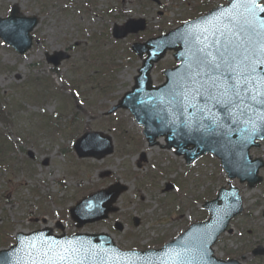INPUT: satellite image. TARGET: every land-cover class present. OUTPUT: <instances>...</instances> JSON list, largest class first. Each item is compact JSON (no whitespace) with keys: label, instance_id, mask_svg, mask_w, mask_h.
Instances as JSON below:
<instances>
[{"label":"rangeland","instance_id":"rangeland-1","mask_svg":"<svg viewBox=\"0 0 264 264\" xmlns=\"http://www.w3.org/2000/svg\"><path fill=\"white\" fill-rule=\"evenodd\" d=\"M158 1L0 0L1 18L12 6L37 18L32 45L23 55L0 41V131L13 143L0 165V249L13 242L17 231L46 226L55 234L60 228L69 235L104 232L121 249L159 248L206 217L200 204L227 180L219 162L205 155L186 165L172 151L147 146L127 110L105 114L133 84L140 59L129 45L137 37L145 41L196 17L204 3L225 2ZM137 18L146 21L142 32L111 37L114 26ZM60 51L68 59L57 67L45 62V54ZM174 65L167 53L154 65L152 82H163L162 70ZM87 130L108 136L112 153L78 158L72 145ZM249 153L264 161V140ZM258 173L261 182L253 188L231 180L241 191L243 210L230 221L231 233L218 238L217 257L264 264V255L251 254L256 246L264 247V166ZM116 184L124 189L111 219L75 227L69 209Z\"/></svg>","mask_w":264,"mask_h":264},{"label":"water","instance_id":"water-1","mask_svg":"<svg viewBox=\"0 0 264 264\" xmlns=\"http://www.w3.org/2000/svg\"><path fill=\"white\" fill-rule=\"evenodd\" d=\"M229 1V5L218 7L166 35L133 44L131 49L139 57L146 53V57L131 91L108 113L117 108L129 109L143 125L150 145L156 137L165 136L166 148H174L175 154L183 155L186 163L211 153L220 160L228 178H237L253 187L261 180L257 172L264 164L260 158L252 160L248 151L258 146L255 139L264 138V104L257 102L264 99V95L257 96L256 101L252 96L258 92L264 94L261 79L264 65L257 67L255 74L248 73L247 69L264 60L261 27L264 12L252 8L242 23L237 18L239 8L231 6L236 0ZM36 23L35 18L23 17L12 7L10 15L0 19V38L22 54L31 46L29 32ZM241 25L255 34L237 35L236 30ZM143 29V20H130L123 28H114L112 35L122 38ZM167 49L175 51L174 57L180 63L163 72L162 85L152 87L149 71ZM67 58L65 53L59 52L47 56L46 61L56 66ZM215 63H219L220 68L212 70L209 65ZM230 71L231 79L228 78ZM93 143L97 144V151H88L86 145ZM74 148L79 157L101 158L112 151L109 139L99 133L84 134ZM227 184V189L220 187L213 200L202 204L209 215L205 222L191 225L159 251L121 252L104 234L58 238L52 235L51 229L43 228L27 234L17 233L15 244L0 250V264H238L234 260H216L210 250L229 220L242 210L238 190ZM123 189L111 186L78 203L71 213L77 226L103 219L114 211L110 205ZM103 194L107 197L96 213L82 217V210ZM252 253L261 254L264 250L256 248Z\"/></svg>","mask_w":264,"mask_h":264},{"label":"snow or ice","instance_id":"snow-or-ice-1","mask_svg":"<svg viewBox=\"0 0 264 264\" xmlns=\"http://www.w3.org/2000/svg\"><path fill=\"white\" fill-rule=\"evenodd\" d=\"M245 7H248V5H245ZM256 7H258V5H256L255 2H254V0H253V2H252V4H251V8H256ZM249 10L251 11V9H249ZM260 11H261V12H264V7H261V8H260ZM252 14L254 15V13H252ZM249 26H251L250 22H249ZM221 59H222V60L224 59L223 54H221ZM262 65H264V60H259V61H257L256 65H252V66H250V67L247 69V72L250 73V74H255V73L257 72V67H260V66H262ZM209 67H210L212 70H217V69L220 68V64H219V63L210 64ZM232 71H234V70H232ZM261 71L264 72V67H261ZM228 78H229V79L232 78V73H231V71H230L229 74H228ZM261 79L264 80V77H261ZM244 82H245V84H247V83H248V80L245 79ZM261 95H264V94H261V93L258 92L256 96H252V99H253L254 101H256V100H257V96H261ZM237 96H239V93H237ZM257 102H259V103H261V104H264V99H260V100H258Z\"/></svg>","mask_w":264,"mask_h":264},{"label":"trees","instance_id":"trees-1","mask_svg":"<svg viewBox=\"0 0 264 264\" xmlns=\"http://www.w3.org/2000/svg\"><path fill=\"white\" fill-rule=\"evenodd\" d=\"M11 149V144L0 133V160H4L7 150Z\"/></svg>","mask_w":264,"mask_h":264},{"label":"bare ground","instance_id":"bare-ground-1","mask_svg":"<svg viewBox=\"0 0 264 264\" xmlns=\"http://www.w3.org/2000/svg\"><path fill=\"white\" fill-rule=\"evenodd\" d=\"M242 193H243V191H242ZM247 195H248L247 193H244L243 196H247ZM108 219H111V217H108Z\"/></svg>","mask_w":264,"mask_h":264}]
</instances>
